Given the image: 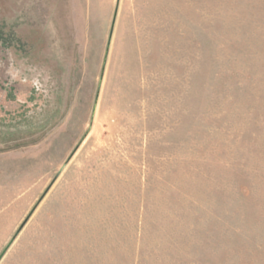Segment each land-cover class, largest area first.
<instances>
[{
    "label": "rangeland",
    "instance_id": "1",
    "mask_svg": "<svg viewBox=\"0 0 264 264\" xmlns=\"http://www.w3.org/2000/svg\"><path fill=\"white\" fill-rule=\"evenodd\" d=\"M0 264H264V0H0Z\"/></svg>",
    "mask_w": 264,
    "mask_h": 264
},
{
    "label": "water",
    "instance_id": "2",
    "mask_svg": "<svg viewBox=\"0 0 264 264\" xmlns=\"http://www.w3.org/2000/svg\"><path fill=\"white\" fill-rule=\"evenodd\" d=\"M66 164H67V162L64 163L63 166L59 169V171L57 172L56 176L54 177V179H53L51 185L54 183V181L58 178V176H59V175L61 174V172L64 170ZM49 188H50V186L47 188V190H46V191L44 192V194L42 195L41 200H42V198L45 196V194L47 193V191L49 190ZM24 223H25V222H24ZM22 226H23V224H22ZM22 226H21V227H22ZM21 227H20V228H21Z\"/></svg>",
    "mask_w": 264,
    "mask_h": 264
}]
</instances>
